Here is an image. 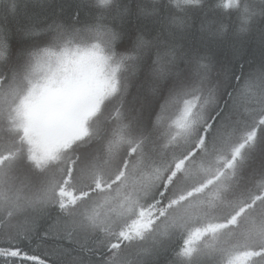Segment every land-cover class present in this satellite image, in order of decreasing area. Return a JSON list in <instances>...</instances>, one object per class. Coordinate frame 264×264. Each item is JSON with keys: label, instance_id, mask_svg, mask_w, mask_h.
I'll return each instance as SVG.
<instances>
[{"label": "snow or ice", "instance_id": "6c2138e0", "mask_svg": "<svg viewBox=\"0 0 264 264\" xmlns=\"http://www.w3.org/2000/svg\"><path fill=\"white\" fill-rule=\"evenodd\" d=\"M223 6L227 13L218 18L213 0H0V114L15 106L33 122L65 118L83 129L76 139L89 135L92 119L105 116V123L136 137L118 175L137 153L134 167L181 139H194L189 152L207 154L218 129L243 125L228 166L239 160L241 180L254 181L264 176V0ZM25 140L16 142L17 154ZM28 160L38 172L47 163L35 146ZM20 171L43 182L23 163ZM165 192L166 185L149 207L163 203ZM56 194L58 200L32 208V234L0 250V264H118L108 253L121 242L138 249L135 264H178L183 240L134 244L143 241L140 228L152 224L143 206L119 239L107 242L68 227L64 197L74 205L76 193L65 184ZM41 248L48 249L44 257ZM243 264H264V234Z\"/></svg>", "mask_w": 264, "mask_h": 264}, {"label": "rangeland", "instance_id": "374dc122", "mask_svg": "<svg viewBox=\"0 0 264 264\" xmlns=\"http://www.w3.org/2000/svg\"><path fill=\"white\" fill-rule=\"evenodd\" d=\"M16 103L17 101L13 102L14 105ZM25 118L32 121L24 114V109L15 106L10 110L5 108L3 114H0V210L3 215L32 210L35 205L49 197L51 200H58L56 192L65 184L71 188L69 191H76L87 185L98 195L105 188V180H108L117 186L113 197L100 195L97 198L99 203L89 204L81 209L80 199L76 198L74 205L67 196L64 199L69 203L68 211L76 220L84 222L83 217H86L85 221L90 216L98 217L92 223L93 228L89 227L90 231L103 229L104 240L112 242L114 231L118 230L119 233L121 228L132 221H128L129 215L138 209L137 204L152 195L159 183L166 182L172 197L177 188L183 189V192L188 188L194 190L189 197L177 200L172 210L168 208L166 219L157 228H171L173 231L169 235L163 234L162 239L175 238L177 231H187L190 228L184 248L179 254L181 257L196 258L195 262L212 258L225 264H229V261L232 264H243L244 254L260 243L264 234V176L244 182L240 178L239 160L235 168L228 166L234 149L240 147L237 139L243 137V125H224V128L228 127V133L234 134L226 139V147L219 150L220 144H215L207 154L200 150L187 164L182 159L194 143L191 137L178 140L167 149L161 148L163 155L145 158L139 167H134L139 156L137 153L131 158L132 164L126 172L116 178H108L104 174L112 173L116 169L114 173H120L121 161L131 147L129 139L135 142L134 133L122 132L118 123L104 125L106 117L102 115L88 123V132H92L85 142L88 149L73 157L67 140L62 139L53 146L41 142L42 136H52L46 130L40 132L44 127V120L32 121L33 135L27 131L29 125L25 128ZM62 126L76 130L79 133L76 137L83 132L82 128L69 120ZM25 137L24 151L17 154L16 148L19 145L16 142ZM29 141L34 144L30 145ZM32 146L38 148L40 154L47 159L42 172H38L35 164L28 160ZM225 155L228 157L217 158ZM246 155V149H241V158ZM21 163L31 168L34 173L37 172L43 182L38 183L26 177L20 171ZM173 172L178 173V177L166 181L167 174ZM206 182L210 184L204 185ZM114 214H121V221L114 222ZM150 215L153 221L155 212H150ZM99 226H102L101 229ZM140 230L145 236L149 229L141 227ZM138 241L139 239L134 240L136 243ZM115 249L118 248L108 254L116 256L118 264H127V253L133 248L120 251Z\"/></svg>", "mask_w": 264, "mask_h": 264}, {"label": "trees", "instance_id": "16d2710c", "mask_svg": "<svg viewBox=\"0 0 264 264\" xmlns=\"http://www.w3.org/2000/svg\"><path fill=\"white\" fill-rule=\"evenodd\" d=\"M213 3L216 5H219V8L216 12V16L218 18H223L227 13V10L223 6L225 3V0H213ZM241 3L242 4H253L255 6H259V0H241ZM233 30H234V26H233ZM61 120H63V121L59 124V122ZM67 120L68 119H65V118H61L60 120H58V119H56V120H44L43 121L44 127H42L40 129V132L43 130H46L48 134L52 133V136L51 137L50 136H46V137L42 136L41 137L42 139H40V140H41V142L48 144V146H53L62 139L67 140L69 142L68 145L71 147L70 153L74 157L75 155H78L79 153L88 149L86 147L85 142L87 140V137L89 135H91L92 132H90L89 135L85 136L83 139H76L75 137L79 134L76 130H74L73 128L62 126L63 124H66ZM105 124L106 123L104 121V125ZM28 125H29V127H28L27 131L29 133L33 134V132H32V121H29L27 118H25V128ZM88 127H90V125H88L87 128ZM73 132H75V133H73ZM228 132H229L228 127L224 128V126H223L219 129V136H217L216 142H215L216 145L220 144L219 150H222L224 147H226L227 143L225 141L227 138H231V136H234V134H232V132L231 133H228ZM82 134H83V132L79 136H81ZM218 138H220L219 143L217 142ZM237 141L239 142V144H241L242 137L238 138ZM60 144L61 143H59V145ZM61 145L66 146L65 144H61ZM191 147H192V145L190 146V148ZM199 152H200V149H196L192 152H189L182 159V161L186 160L185 163L187 164L190 161V159ZM226 157H228V156L225 155V156H222L220 158L218 156L217 158L223 159ZM116 170H114V171H116ZM114 171L112 173H109V174H104V176L108 177V178L118 177V174L114 173ZM174 173L175 172L168 173L166 176V181L171 180V179L174 180V178H177L178 173L177 174H174ZM211 178H213V177H211ZM170 182H173V181H170ZM111 183L112 182H108V180H105V182H104L105 188H104V190L99 191L98 195H97L95 190H92V188H88L87 185L82 187V188H78V190H76L75 193L77 192L76 198L80 199V202L82 205V206L80 205L79 208L81 209V207L85 208L89 204L94 205L95 203H99L97 201V198L100 195L107 197V198L113 197L114 193H115L114 190L117 188V186H116V184H111ZM208 184H210V182H208V183L206 182L204 185L208 186ZM165 185H166V192H165V195L163 197L164 202L163 203H156L153 207L150 208L149 204H150V201L152 199V195L156 191L161 190L162 186H165ZM61 186H63V185H61ZM167 186H169V185H167L166 182L159 183L158 187L154 190L152 195H149L146 199H144L145 201H141L140 203L137 204V208H139L140 206H143L144 208L148 209L150 212H155V219L152 221L151 228L148 230V232L144 236L143 241L141 242L139 240L137 243L134 242V243H136V245L147 247L152 243L153 240H157V241H159V240H172V241H176V242L183 240V242H185L190 228H187V231H177L176 234H174V235H176L175 238L169 237V238H165V239H162V237L164 236L163 234H167V235L171 234L173 232L171 230V228L166 229V230H161V229H157V228H158V225H160L161 223L164 222V220L166 219L168 210L170 208H171V210L173 209L175 202L177 200L182 199L183 197H185V198L189 197L193 193L194 190H193V188H191V190H189V188H188L187 191L183 192V189L177 188L176 194H174V196L172 197L169 195V191H168ZM67 189L70 190L71 188L67 187ZM108 189H109V191H107ZM88 197H90V198L88 199ZM1 200L2 199H0V201ZM85 200H87V201H85ZM162 209H163V211H162ZM137 210L135 211V213L129 215L130 218L129 217H128L129 219L127 218L128 221L133 220L135 218V216L137 214ZM31 214H32V210H29V211L23 210L21 212H16L13 215H7V214L3 215V212L2 211L0 212V250L6 249L9 245L21 244V243H23L24 237L30 236L32 234V232H31V228H32ZM85 218L86 217L82 218L84 221V222H82L80 220H76L71 215L70 219L72 221V224L69 225L68 227H75L78 230V232L94 233V234L100 235L104 238L103 235H105V231L103 229H101L102 226L98 227L101 230L95 231L96 233L90 231V229H89V227L92 226V223L98 220V217H96V216L91 217L90 216L88 218V221H85ZM121 218H123V216L121 214H118V215L114 214L113 215L114 222L121 221ZM92 228H93V226H92ZM117 231L118 230L114 231V234H113L114 236L111 237L112 241H117V237L119 236L118 235L119 233ZM24 247L27 248V245L25 244ZM126 248H131V247L129 245H127L126 243H123L120 245V248L115 249V250L120 251L121 249L124 250ZM183 248H184V246L181 248V251L183 250ZM27 250L29 252L32 251V249H30V248H28ZM47 251H48V249L41 248L38 250V253L41 257H44L47 254ZM137 251H138V249H131L130 252H128V253L126 252L127 254H129V257H128L129 259L127 261L132 260L133 264H135L136 253H134V252H137ZM113 252H114V249L111 251V253H113ZM108 255L111 256L110 254H108ZM178 256L180 258L178 260V257H177L178 264H199V262H195L196 258H184V257H181V255H178ZM219 264H225V262L219 261Z\"/></svg>", "mask_w": 264, "mask_h": 264}]
</instances>
